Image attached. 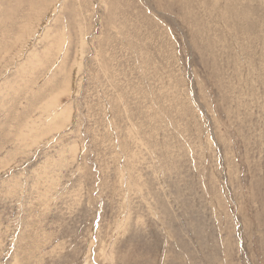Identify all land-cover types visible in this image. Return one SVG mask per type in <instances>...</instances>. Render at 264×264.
<instances>
[{
	"label": "rangeland",
	"instance_id": "374dc122",
	"mask_svg": "<svg viewBox=\"0 0 264 264\" xmlns=\"http://www.w3.org/2000/svg\"><path fill=\"white\" fill-rule=\"evenodd\" d=\"M0 264H264V0H0Z\"/></svg>",
	"mask_w": 264,
	"mask_h": 264
}]
</instances>
